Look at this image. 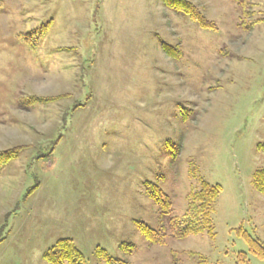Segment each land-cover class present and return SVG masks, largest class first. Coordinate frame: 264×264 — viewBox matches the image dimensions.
I'll list each match as a JSON object with an SVG mask.
<instances>
[{"label": "rangeland", "instance_id": "1", "mask_svg": "<svg viewBox=\"0 0 264 264\" xmlns=\"http://www.w3.org/2000/svg\"><path fill=\"white\" fill-rule=\"evenodd\" d=\"M187 1L216 29L163 0H0V264L64 240L85 264H264V0ZM201 181L212 233L183 220Z\"/></svg>", "mask_w": 264, "mask_h": 264}, {"label": "trees", "instance_id": "2", "mask_svg": "<svg viewBox=\"0 0 264 264\" xmlns=\"http://www.w3.org/2000/svg\"><path fill=\"white\" fill-rule=\"evenodd\" d=\"M235 1L242 9V11L245 12L244 10L247 7L246 2L248 3L250 0ZM163 4L167 9L186 15L195 23H197L202 29H216V27L212 23L207 21L205 16L198 10V8L187 0H163ZM162 48L164 52L170 57H177L179 59L181 56V54L177 53L174 47L164 42H162ZM16 156L17 151L12 150L7 152H0V169L4 164H7L8 162L16 158ZM200 183L201 189L193 196H191L189 208L183 220L184 223L190 226L191 231H195V233H203L204 231H209L210 233H212V213L214 211L215 203L221 192V189L218 186H213L204 181H201ZM147 189L150 192L151 197L156 201L157 205L160 206L162 215H171L172 203L170 199L151 183L147 184ZM140 228L143 231L146 239L152 244H162L165 242L163 237H160L158 233L154 232V230L150 229L149 227L142 225L140 226ZM185 234L186 233H178L177 236L181 238ZM246 240L250 243L252 251L264 258V255L260 254L259 252L260 246L251 241L249 237H247ZM98 255L101 257L106 256V252L101 249L99 250ZM45 259L49 264H85L83 255L70 240L58 242L54 248L46 253ZM108 263L124 264L123 262L115 261L112 259H109Z\"/></svg>", "mask_w": 264, "mask_h": 264}]
</instances>
